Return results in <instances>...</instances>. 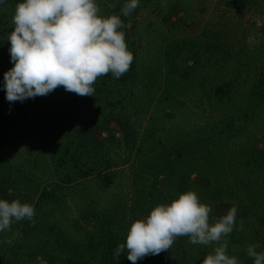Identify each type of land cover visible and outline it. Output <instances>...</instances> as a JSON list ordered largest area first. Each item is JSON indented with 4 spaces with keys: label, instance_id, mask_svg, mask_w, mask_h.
Instances as JSON below:
<instances>
[{
    "label": "trees",
    "instance_id": "obj_1",
    "mask_svg": "<svg viewBox=\"0 0 264 264\" xmlns=\"http://www.w3.org/2000/svg\"><path fill=\"white\" fill-rule=\"evenodd\" d=\"M19 2H22V0H3V2H0V149H3V151L0 150V167L1 169L5 168L2 162L4 153L14 145L18 146L19 144L23 146L26 152L22 164L24 162L36 163L39 160H46L44 165L50 170L48 176L51 180L46 178L47 175L43 176L47 180L42 182L43 184L32 204L37 210L34 215L35 219L37 223H41L38 233L47 244L44 249L42 248V254L49 261L57 260L60 261V264H132L127 259L126 251L121 253L118 260L114 259V250L118 244L124 242L127 229L132 221L141 218L138 217L137 211H144L147 215L157 203L170 202L172 199L177 198L179 194L189 190L195 191L200 201L211 207L212 213L215 211L222 213L224 211L221 206L222 202L218 205L215 200L218 192L210 190L207 182L203 184L185 183L179 179L178 182H175V178L167 176L162 169L163 158L166 162L171 160V163L174 159L171 158L170 152L164 153L158 146V143L163 142L158 132H162L164 128L163 123L159 121L162 116H165L160 112L162 108H159L156 109L157 114L149 113L150 125L143 127L144 131L139 134V141L133 147L134 154L132 157H136L140 161L144 159L147 153H152L155 157L150 159V156H147V160H143L145 165L137 164L136 167L130 169V182L133 188L131 197H133L134 202L128 218L123 220L122 215H118V217L113 215L112 211L118 207L106 208V214L97 219L100 224L92 225L91 228L83 232L82 237L74 238L67 232L68 230L61 222L55 220L52 214L56 207H58V210H62L63 206L60 202L63 201L65 193L68 192L76 196L78 201L83 204L84 198H86L85 193L77 188V182L85 177L92 176L94 179H98L100 186H105L111 181L108 167L124 160L115 152L111 153L107 144L109 142L114 143L117 138L113 136L108 139L101 136L96 137V135H99L96 127L108 131L109 127L104 121L105 118H114L125 137L124 141L129 137L134 139L137 136V119L143 114V106L152 105L154 101L162 102V99L168 100V97L171 96L167 93L163 98L161 96L152 97L149 86L152 84L151 81L154 80H149L147 74L143 72L142 66L153 64L152 69L162 66L161 71L164 72L161 81L163 90L178 89L179 82L175 75L185 74L179 71V66L185 63L186 58H188H184V54H189L191 57L195 51L199 52L202 47H205V50L209 52V58L207 57V59L211 61L210 68L207 69L211 72V89L220 92L222 87H228L231 90L230 94L227 93L224 99H221V95L216 96L214 109L218 113L223 111L222 107L229 106L233 102L234 98L232 99L231 95L235 97L234 93L241 91L238 90L240 86L243 87L244 93L247 92L256 99H262L264 93V50L260 53L262 64L256 78L248 81L251 74L247 69L258 64L247 60L242 61L239 58L241 45L236 47L234 52L236 60L234 59L235 61L232 62L228 61L229 53L233 52L232 49L226 42L218 40L219 37L216 35L212 41L207 42L202 47L199 42L189 36L165 38V41L158 47H148L143 50L140 48L141 44L137 42L136 33L138 31L129 24L121 30L125 32L128 50L134 56L130 70L119 79L114 78L110 73L99 77L94 84L95 92L93 96L82 97L65 91L61 86L46 96L28 98L23 102H9L6 99L4 89V73L13 67V62L11 58H8L11 45L7 39L14 28L12 17L15 14V6ZM126 2L127 0H97L102 14H117L122 21L127 17L121 13V8ZM154 2L155 0H139L138 7L128 16L135 13L140 6L152 5ZM163 2L167 6H175L173 0H169V2L163 0ZM232 2L239 6L245 4V0H231L228 3ZM109 4H114L115 7L109 8ZM165 18H169V16ZM261 46L264 47V45ZM202 57H200V66L206 67L207 62H203ZM191 65L189 64V66ZM241 67H245L244 73H241ZM246 81H248V84H246ZM231 82L236 84L232 85ZM197 83L202 84L201 78ZM101 101L104 104L101 105ZM105 108H107V114H105ZM128 108L134 109V112L127 114L126 109ZM227 111H224L225 113L222 116L209 115L212 132L216 129L220 133L225 132L227 134L224 131V129H227L225 126L232 124V118H227L231 115V111ZM51 112L54 113L53 117L50 115ZM199 127V131L193 136L189 137L185 133L179 134V136L176 135V138H179L180 146L176 148L175 153L178 156L175 159H182L181 154L184 149H196L199 143L194 142L192 144V138L197 137V142L204 141L210 134L211 129H204L203 125ZM260 131H264V129L260 128ZM222 136L217 137L218 143L221 142ZM262 137L264 136L259 138ZM261 142L264 144V139ZM248 144L246 142L243 147L249 151ZM182 145H184L183 148H181ZM202 150L203 148L199 151ZM129 152L130 149H128ZM43 154H45V157H43ZM199 160H195L197 166L202 168V172H207L205 170L207 163H202L205 160L198 162ZM261 160H263L262 157ZM6 171L8 175L11 172L8 168H6ZM27 175L28 172L21 168L17 177L6 176L0 179V187L4 190V193L7 187H11L12 191L9 192V195H18V192L15 191L21 185V182L18 181ZM30 177L33 178L34 182H40L39 180L43 181L42 179H44L40 175ZM219 181L222 180L219 179ZM81 182H84V180ZM170 183L174 184L175 187L168 188ZM215 189H219V187H215ZM87 202L89 205L93 202V198L88 197ZM85 206L86 204H83L82 209L86 211L87 207L85 208ZM27 222L29 224L31 221L27 220ZM32 224L34 223L32 222ZM103 225L105 228H103ZM194 246L200 245L192 244L187 236L177 238L173 246L167 251L174 253L172 263L202 264L205 252L202 255L199 252H193ZM207 246L203 245L202 247L206 248ZM167 252H161L159 256L161 257ZM154 256L156 255L146 256L138 260L136 264H143L142 262L146 259ZM243 263L249 264V260L245 259Z\"/></svg>",
    "mask_w": 264,
    "mask_h": 264
},
{
    "label": "rangeland",
    "instance_id": "obj_2",
    "mask_svg": "<svg viewBox=\"0 0 264 264\" xmlns=\"http://www.w3.org/2000/svg\"><path fill=\"white\" fill-rule=\"evenodd\" d=\"M167 1L169 2V0ZM173 1L175 6H167L163 0H155L152 5L140 6L131 16L125 17L124 25L131 24L138 31L136 38L138 44H141L140 48L146 50L148 47H158L165 41V38L189 36L199 42L202 47L207 42L212 41L216 35L219 37L218 40L226 42L233 51L229 53V62L236 60L234 52L236 47L241 45V55L237 57L242 61L247 60L258 64L247 69L251 74L248 81L256 78L262 64L260 53L264 50V47L261 46L264 45L263 0H245V4L241 6L233 2L228 3L231 0ZM167 16L169 18H165ZM250 34H260L259 44L251 48L246 43ZM205 51V47H202L199 50L201 54L198 51H195L191 57L189 54H184V58L188 57L185 60L188 65L182 63L179 66V71L185 74L175 75L179 82V91L175 88L163 90L161 81L164 72L161 71L162 66L157 69H152L153 64L142 66L143 72L147 74L145 75L148 76L149 80H154L149 86L152 97L161 96L163 98L167 93L171 96L168 97V100L162 99V102L154 101L152 105H148L149 107L143 106V114L141 113L142 115L137 119V136L133 137L134 139L129 137L124 141L125 137L113 117L104 119L109 127L108 131L96 127L99 133L96 137L101 136L108 139L113 136L117 138L114 143L109 142L107 144L111 153L115 152L124 160L108 167L111 181L105 186H100L98 179H94L92 176L83 178L84 182H81L82 179L77 182V188L85 193L86 198H84L83 204H86V211L82 209L83 204L78 201L76 196L69 192L65 193L63 201L60 202L63 206L62 210H58L56 207L52 214L55 220L57 219L66 227L71 236L74 238L82 237L86 229L91 228L96 223L100 224L97 219L106 214V208L118 207L112 211L113 215L117 217L122 215L123 220L130 216L131 206L134 202L133 197H131L133 188L130 182V169L136 167L137 164H144L147 156H150V159L155 157L154 154L147 153L144 161H140L138 158L132 157L134 154L133 147L139 141L138 136L144 131L143 127L150 125L149 113L155 115L157 114L156 109L162 108L160 112L165 116H162L159 122L163 123L164 128L158 134L163 142L158 143V146L164 153L170 152L171 158L174 159L171 163V160L166 162L163 158L162 169L167 176L174 177L175 182H178V179L185 183L203 184L207 182L210 190L218 192L215 200L218 205L222 202L221 206L224 211L222 213L219 211L210 212V223H214L219 217L226 215L235 203L238 209L236 226L231 234L222 238L221 242L227 240V254L235 256L238 264H244L245 259L249 260V264H254V258L249 257L246 252L248 245L259 244L260 247L256 250L258 252L264 251V144L261 142L264 137H262L263 139L259 138L264 136V131H260V128L264 129V93L261 100L256 99L247 92L244 93L243 87L240 86L238 90L241 91L234 93L235 97L231 95L232 99L234 98L233 102L229 106L222 107L223 111L217 113L214 109L216 96L221 95V99H224L231 90L228 87H222L220 92L211 89V72L207 71L211 61L207 59L209 52ZM200 57L204 59L203 62H207L206 67L200 66ZM8 58L11 56L9 55ZM189 64L192 65L189 66ZM244 72L245 67H241V73ZM200 78L202 80L201 85L197 83ZM231 84L235 85L236 83L231 82ZM100 104L104 103L101 101ZM104 110L107 114V108ZM126 110L127 114L134 112L132 108ZM227 110L231 111V115L227 118H232V124H228L227 127L225 126L227 129H224L227 134L225 132L220 133L216 129L212 132L209 115L222 116ZM227 112L229 113V111ZM50 115L53 117L54 113ZM201 125L204 129H211L208 138L206 137L204 141L199 142H197V137L192 138V144L194 142L199 143L196 149H184L181 154L182 159H175L178 156L175 153L176 148L180 146L179 138H176V135L185 133L189 137L193 136L199 131L198 127ZM221 135H223L221 142L218 143L217 137ZM246 142L249 143V151L243 147ZM183 147L184 145L181 148ZM202 148L203 150L199 151ZM128 149H130L129 153ZM0 150L3 151V149ZM25 153L20 144L14 145L4 153L2 162L5 168L1 169L0 167V179L6 176L17 177L21 168L28 172L27 176L29 177L26 176L18 181L21 182L18 190H15L18 195H9V192L12 191L11 187H7L5 193L0 187V199H6L9 202L18 199L22 203L33 204L37 192L43 184L42 182L47 179L51 180L48 176L50 170L44 165L46 160L22 164ZM196 159H200L198 162L205 160L202 163H207L205 169L207 172H202V168L196 164ZM6 168L11 170L9 175ZM34 175L41 177L47 175V179L43 177V181L34 182L33 178L30 177ZM169 187L172 189L175 185L170 183ZM215 187H219V189H215ZM88 197L93 198V202L89 205ZM36 211L35 209V213ZM137 213L138 217L146 216L144 211L138 210ZM33 220L34 224L32 221L28 224L27 220L13 221L11 231L0 232V264H60V261L57 260L49 261L42 254V248L44 249L47 244L38 233L41 223H37L35 216ZM241 221L243 222L242 231L239 230ZM103 228H105L104 225ZM15 233L19 235H14ZM7 239H11L10 245L4 243ZM200 246H194L193 252H199L201 255L205 252L206 256L212 253L217 245L212 244L206 248H203V245ZM173 254L171 251L161 257L156 255L142 263L173 264Z\"/></svg>",
    "mask_w": 264,
    "mask_h": 264
},
{
    "label": "clouds",
    "instance_id": "obj_3",
    "mask_svg": "<svg viewBox=\"0 0 264 264\" xmlns=\"http://www.w3.org/2000/svg\"><path fill=\"white\" fill-rule=\"evenodd\" d=\"M3 2V0H0ZM139 0H127L121 8L131 14ZM114 8V4H109ZM13 31L8 36L13 67L4 73V89L9 102L46 96L58 87L79 96H93L94 84L103 75L119 79L130 70L134 56L125 41V27L117 14L104 15L97 0H22L15 6ZM260 34H250L246 43L253 47ZM237 206L210 223L211 207L189 190L167 203H157L150 212L132 221L123 243L114 250L118 260L126 251L136 264L149 255L167 252L179 237L192 244L217 245L202 264H238L227 254V240L236 226ZM34 205L18 199H0V232L11 231L13 221L34 223ZM239 230H243L241 221ZM14 235H19L15 233ZM4 243L11 244V239ZM259 244L247 246L254 264H264Z\"/></svg>",
    "mask_w": 264,
    "mask_h": 264
}]
</instances>
